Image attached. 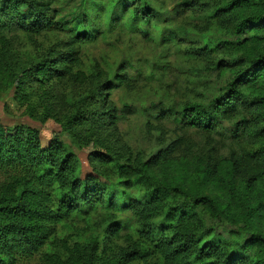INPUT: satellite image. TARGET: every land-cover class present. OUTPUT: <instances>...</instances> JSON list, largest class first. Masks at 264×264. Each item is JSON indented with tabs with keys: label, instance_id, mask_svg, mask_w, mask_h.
I'll list each match as a JSON object with an SVG mask.
<instances>
[{
	"label": "trees",
	"instance_id": "trees-1",
	"mask_svg": "<svg viewBox=\"0 0 264 264\" xmlns=\"http://www.w3.org/2000/svg\"><path fill=\"white\" fill-rule=\"evenodd\" d=\"M67 1L0 0V36L17 30L31 40L54 31L67 37L30 70L42 86L68 77L84 82V76L74 74L80 49L97 44L107 32L128 27L142 34L168 30L160 26L153 0H83L69 20L59 17ZM216 1L214 17L235 24L239 45L246 35L264 41V0ZM204 46L193 55L214 54L220 44L205 37ZM221 73H228L229 80L206 103L187 104L179 112L153 105L144 115L153 129V121L172 119L183 128L221 133L241 146L229 158L210 156L198 168L203 183L227 194L226 206L201 192L191 194L180 181L161 182L149 175L184 146L182 139L148 158L137 154L118 159L81 137L77 126L116 127L133 113L131 108L121 113L104 108L108 94L99 93L102 100H93L101 110L92 117L81 114L66 123L27 108L25 113L43 125L53 121L61 128L49 138L26 126H4L0 119V175L5 177L0 185V264L37 259L38 264H264V233L256 226L257 220H264V50L256 57L234 58ZM126 76L123 71L104 90L128 85ZM16 95L19 100L27 97L20 87ZM64 133L88 154L90 174H84ZM108 168L115 181L102 172ZM73 218L94 229L91 241L85 247L65 245L64 253L45 252L61 225ZM121 241L129 245L121 247Z\"/></svg>",
	"mask_w": 264,
	"mask_h": 264
},
{
	"label": "rangeland",
	"instance_id": "rangeland-1",
	"mask_svg": "<svg viewBox=\"0 0 264 264\" xmlns=\"http://www.w3.org/2000/svg\"><path fill=\"white\" fill-rule=\"evenodd\" d=\"M82 1L64 2L59 8V17L69 20L74 7ZM151 2L161 16L160 26L168 30L160 33L161 29L157 28L150 30L148 35L131 32V27L107 32L97 44L80 49L81 62L74 69V74L84 76V82L68 77L42 86L36 82L34 74H30V70L46 56L48 49L64 45L67 37L63 32L54 31L32 40L17 30L2 34L0 119L4 126H26L40 130L49 138L53 133L59 134L61 128L53 121L43 125L38 118L25 113L27 108H34L39 115H50L66 123L81 114L86 118L92 117L101 110L93 100H102L99 93L108 94L103 99L104 108L111 106L120 113L125 108H131L133 113L127 114L116 127L94 123L77 126L75 128L81 137L93 140L102 150L118 159L137 154L148 158L182 139L184 146L164 165L149 170V175L161 182L180 181L191 194L201 192L213 197L218 205L226 206L229 204L227 194L211 183H203L197 172L200 164L204 165L210 156L221 161L238 153L241 146L221 133L207 134L183 128L172 119L153 121L156 127L153 129L144 112L153 105L171 107L179 112L187 104L206 103L229 80L228 73H221L223 67L234 58L246 55L256 57L264 50V41L246 35L241 36L245 42L239 45L236 41L239 37L234 35L235 24L228 18L214 17L216 0ZM209 7H212L210 11ZM172 32L178 35L172 38ZM205 37L220 44L219 49H214L215 53L208 56L193 55L205 47ZM228 41L233 45L225 46ZM219 65H222L220 71L217 68ZM123 71L130 83L111 91L104 90ZM17 87L27 96L25 100L15 99ZM22 104L25 108L21 107ZM62 137L67 144H72L82 161L84 174H90L88 154L77 148L76 140L73 141L69 134L64 133ZM102 172L110 180H116L110 168ZM4 180L5 177L0 175V185ZM175 201L183 203L179 198ZM256 226L264 233V220H257ZM95 234L94 229L81 218L70 219L61 225L57 238L45 252L64 253L65 245L85 247ZM118 245L127 247L129 243L121 241ZM30 264H38V259Z\"/></svg>",
	"mask_w": 264,
	"mask_h": 264
}]
</instances>
